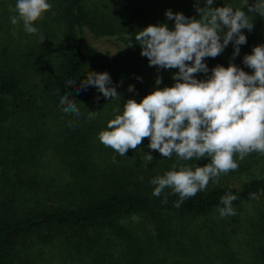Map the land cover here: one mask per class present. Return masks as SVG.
I'll return each instance as SVG.
<instances>
[{"label":"trees","instance_id":"1","mask_svg":"<svg viewBox=\"0 0 264 264\" xmlns=\"http://www.w3.org/2000/svg\"><path fill=\"white\" fill-rule=\"evenodd\" d=\"M49 2L52 10L34 24L45 37L41 43L22 22L11 23L16 0H0V264H33L31 256L46 253L42 247L53 252L51 261L41 258L43 264H198L213 240L218 245L214 264H251V258L264 264V245L252 244L246 261L239 248L231 247L240 243L237 234L264 235V209L254 223L246 210L255 198L264 199V156H247L218 185L210 182L176 208L178 196L165 189L154 197L149 181L174 163L203 166L207 158H163L148 148L147 138L136 151L120 156L98 139L127 99L139 102L154 88L174 83L178 70L150 67L136 33L150 24L173 29L174 21L165 17L169 9L198 18V0ZM223 5L235 8L240 0H214L212 7ZM253 25L251 32L242 30L247 42L239 55L232 58L230 43L218 57L205 59L209 70L233 63L251 73L242 60L264 44V17L254 14ZM104 43L111 49H98ZM87 71L107 72L120 100L103 97L94 86L77 94L66 83L76 79L79 85ZM66 93L76 100L79 118L61 110ZM88 111H96V117L89 119ZM145 153L153 156L146 165ZM241 177L246 179L233 185L231 179ZM226 194L237 196L236 215L221 218L217 209Z\"/></svg>","mask_w":264,"mask_h":264},{"label":"clouds","instance_id":"2","mask_svg":"<svg viewBox=\"0 0 264 264\" xmlns=\"http://www.w3.org/2000/svg\"><path fill=\"white\" fill-rule=\"evenodd\" d=\"M213 3L214 0H204V6L200 7L198 0L195 8L198 18L166 10V19L174 21L173 29L167 24H150L136 33L134 40L141 48L140 55L147 58L150 67L178 70L171 77L174 83L154 88L139 102L127 99L122 111L116 109L119 114L98 134L99 141L120 156L130 149L136 151L147 138L148 148L163 158L175 155L178 161L185 162L207 158L208 163L203 166L174 163L171 170L149 181L154 185V197H161L165 189H171V194L179 198L174 204L176 208L207 190L210 182L218 185L220 178L237 171L239 161L247 156L253 153L264 156V44L254 46L243 57L242 62L251 73L233 63L227 67L218 64L209 70L205 63L206 58L221 55L230 43L232 58L239 55L240 46L247 42L242 30H253L254 14L264 17V0H253L251 4L249 0H240L235 8L212 7ZM52 7L49 0H16V14L10 16V21L13 25L22 22L23 30L38 35L43 43L45 37L34 24L42 21ZM198 73L207 78L197 79ZM85 76L79 85L76 79H68L66 83L77 94L94 86L103 97L120 100L107 72L87 71ZM161 83L158 76L155 84ZM127 90L135 91L133 85ZM59 104L64 113L80 117V109L70 94L62 96ZM96 115V111H88L89 119ZM68 123L72 127L74 122ZM143 159L146 165L153 156L145 153ZM235 200L237 196L233 194L221 197L223 207L217 209L221 218L236 215ZM167 202L164 195L162 203Z\"/></svg>","mask_w":264,"mask_h":264},{"label":"rangeland","instance_id":"3","mask_svg":"<svg viewBox=\"0 0 264 264\" xmlns=\"http://www.w3.org/2000/svg\"><path fill=\"white\" fill-rule=\"evenodd\" d=\"M98 49L102 50V51H108L111 49L110 46H108L106 43L99 45ZM132 151V150H131ZM246 179V177H241L240 179H231L233 185L238 186L241 182V180ZM264 209V199L261 198H255L252 202H250L247 207L246 210L247 212L255 217V220L253 221V223L256 221V218L259 216L260 214V210ZM250 231H253L252 228H250ZM237 240H239L240 243H234L231 247L233 249H238L241 250L242 252V257H246L243 260H249L251 258V255L253 253V247L251 246L253 245H264V235L263 236H255V235H241L237 234ZM243 236V237H242ZM210 247H204V257L202 259L199 260L198 264H214V262H216L218 256H216L214 253H216V250L214 249V246L218 247V245L216 244V242L213 240L210 241ZM247 243V244H246ZM212 245V246H211ZM46 250V253L43 256H39V257H32L33 259V264H43V262H45L44 260H41V258H46L49 259L51 261V254L53 253L52 251L51 254L48 253L47 248L42 247V251ZM213 254V255H212ZM251 264H254V262H252V258L250 260Z\"/></svg>","mask_w":264,"mask_h":264}]
</instances>
